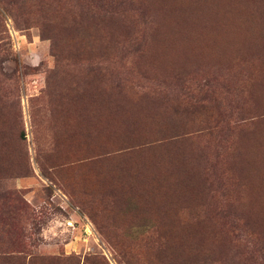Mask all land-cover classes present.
<instances>
[{"label": "rangeland", "instance_id": "rangeland-1", "mask_svg": "<svg viewBox=\"0 0 264 264\" xmlns=\"http://www.w3.org/2000/svg\"><path fill=\"white\" fill-rule=\"evenodd\" d=\"M0 264H264V0H0Z\"/></svg>", "mask_w": 264, "mask_h": 264}]
</instances>
